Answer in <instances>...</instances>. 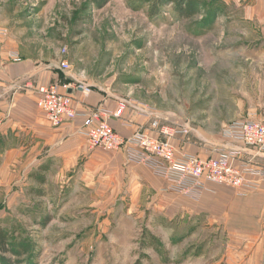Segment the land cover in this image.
<instances>
[{"label":"rangeland","instance_id":"374dc122","mask_svg":"<svg viewBox=\"0 0 264 264\" xmlns=\"http://www.w3.org/2000/svg\"><path fill=\"white\" fill-rule=\"evenodd\" d=\"M157 1L0 0V27L20 31L16 38L39 58L67 57L82 78L156 104L197 141L215 140L234 120L264 118V21L247 12L254 0H200L185 19L173 4L154 8ZM33 192L37 204L0 194L12 264H183L193 249L221 258L240 244L214 217L163 223L143 205L103 196L93 204L89 190L78 213L58 215ZM178 244L184 249H168Z\"/></svg>","mask_w":264,"mask_h":264},{"label":"crops","instance_id":"0c3cea01","mask_svg":"<svg viewBox=\"0 0 264 264\" xmlns=\"http://www.w3.org/2000/svg\"><path fill=\"white\" fill-rule=\"evenodd\" d=\"M247 12L252 14L251 18L263 22L264 0H254ZM0 29L8 31L0 43V194L5 202L21 199L20 204L29 201L37 204L40 199L34 198L33 191L40 189L58 215H72L87 205L85 194L89 190L93 204L99 203V196H103L111 205L132 206V209L143 205V212H151L154 220L163 223L167 219L212 220L214 217L222 221L232 239L234 236L240 239L239 246L227 247L221 258L210 256L205 248H198L196 256L193 249L183 264H264V181L248 197H240L232 188L216 184H209L211 190L203 192L198 200L165 192V179L144 165L129 164L123 151L92 148L81 134L84 118L54 126L38 106L37 90L59 84L62 93L72 98L77 112L97 108L109 111L111 126L124 138L151 128L156 120L169 127H178V123L169 120L156 104L125 97L122 92L124 96H121L94 79L82 78L71 66L70 70H63L60 62L29 53L16 38L20 31L7 26ZM14 54H18L19 60L13 58ZM64 60L70 63L67 57ZM122 102L127 105L122 116L114 117ZM173 143L179 152L203 158L213 155V147H235L222 137L221 131L213 141L178 135ZM253 155L249 150L243 152L237 165L246 161L257 165L256 161L264 160V156ZM49 208L52 209L50 205ZM50 217L46 218L54 220ZM162 227L158 225L159 229ZM180 244L168 249L177 253L185 247Z\"/></svg>","mask_w":264,"mask_h":264},{"label":"built area","instance_id":"2783aa9c","mask_svg":"<svg viewBox=\"0 0 264 264\" xmlns=\"http://www.w3.org/2000/svg\"><path fill=\"white\" fill-rule=\"evenodd\" d=\"M7 35L6 29H0V43ZM13 58L19 60L18 54H14ZM60 66L63 70H70V64L65 60ZM84 90L89 91L86 87ZM37 93L39 108L54 126L77 117L84 118L81 134L92 148L123 151L129 164L144 165L154 175L165 179V192L198 200L203 192L211 190L209 184H216L232 188L240 197H248L257 192L264 181V167L252 161L237 165L241 154L248 150L254 153L255 158L264 156V119L249 116L226 124L221 135L235 147H213V155L203 158L179 152L173 143L176 136L190 134L188 125L169 127L156 120L151 128L124 138L109 122L112 113L101 108L77 112L72 105V98L62 93L59 84L42 86ZM126 106L122 102L113 113L114 117H121Z\"/></svg>","mask_w":264,"mask_h":264},{"label":"trees","instance_id":"16d2710c","mask_svg":"<svg viewBox=\"0 0 264 264\" xmlns=\"http://www.w3.org/2000/svg\"><path fill=\"white\" fill-rule=\"evenodd\" d=\"M164 3L175 5V10L180 18H190L195 16L199 10L200 0H159L154 8L162 6ZM49 222V218L43 221L46 225ZM7 230L0 225V263L1 264H12V261L7 258L10 254V239L7 236Z\"/></svg>","mask_w":264,"mask_h":264}]
</instances>
